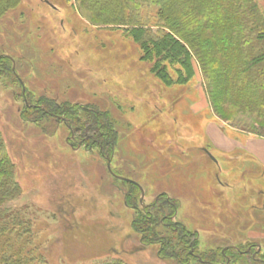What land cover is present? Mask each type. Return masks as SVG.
I'll list each match as a JSON object with an SVG mask.
<instances>
[{
  "label": "rangeland",
  "instance_id": "obj_1",
  "mask_svg": "<svg viewBox=\"0 0 264 264\" xmlns=\"http://www.w3.org/2000/svg\"><path fill=\"white\" fill-rule=\"evenodd\" d=\"M257 5L264 16V0ZM158 9L143 3L139 18L161 33L166 28ZM178 9L173 4L179 23L196 32L207 57L224 61L219 28L198 10L194 16ZM98 14L78 0H18L0 13V137L17 183L5 206L32 222L35 244L48 264L116 258L125 264H182L163 257L161 243L149 242L151 231L143 234L135 223L140 213L154 218L158 207H167L165 195L156 207L150 204L168 194L179 207L173 221L198 232V253H217L219 264H254L251 252L264 256V177L250 170L248 156L221 158L207 125L215 121L221 127L222 117L238 126L264 127V118L228 96L229 82H222L223 96L221 89L213 92L194 51L192 76L164 84L157 58L133 37L132 27L125 21L107 25ZM169 70L177 79L176 68ZM211 97L218 99L220 116ZM40 100L77 108V126L88 122L91 109L107 112L112 146L102 155L98 146L72 138L69 123L37 117L27 104ZM219 184L221 195L211 192ZM163 223L151 229L174 235ZM176 237L169 251H179Z\"/></svg>",
  "mask_w": 264,
  "mask_h": 264
},
{
  "label": "trees",
  "instance_id": "obj_2",
  "mask_svg": "<svg viewBox=\"0 0 264 264\" xmlns=\"http://www.w3.org/2000/svg\"><path fill=\"white\" fill-rule=\"evenodd\" d=\"M87 2L89 6L97 9L100 16L107 25H118L126 22L131 26L133 37L139 41L149 55L157 58V68L162 75L163 83L170 85L173 82H183L184 77L192 76L194 66L191 51L199 56L201 64L205 69L211 90L217 88L223 90L222 85L229 82L228 96L234 100L243 101L254 114L264 118V16L259 12L258 0H78ZM18 0H0V13L16 4ZM156 3L159 5V17L166 30L152 32L150 27L139 18L143 3ZM196 15L197 10L208 22L217 26V46L219 51L225 55L224 61H212L205 54L204 46L196 42V32L185 29L179 23L177 12L173 10V4ZM55 7L59 8L55 3ZM98 14V15H99ZM194 15V16H195ZM190 47V48H189ZM177 64V65H175ZM173 65V66H172ZM175 69L178 73L177 79L171 76L170 70ZM188 71L187 75L184 70ZM211 71L215 72L211 77ZM224 77L219 80L218 75ZM221 83V84H220ZM209 92V91H208ZM43 100V99H42ZM40 100L36 106L27 104L33 108L37 117L43 114L53 113L61 117V121L69 123L71 136L82 145L92 148L98 146L101 154H106L107 147L112 146L113 132L111 124L105 120L107 112L91 109L88 122L76 125L78 121V110L75 107L66 106L50 101ZM217 98L211 97L218 114ZM222 100V99H221ZM47 106V107H46ZM31 110V109H28ZM220 116V115H219ZM221 120L226 121L221 117ZM105 121V122H103ZM229 121V120H228ZM107 122V124H106ZM235 129L254 135L264 136V127L258 124H250L248 127L243 123L235 124L229 121ZM68 124V125H69ZM132 186L142 192L140 184L131 182ZM17 191V183L14 179L13 163L4 150V144L0 137V264H48L43 251L35 244V234L32 222L16 214L5 206V200L10 194ZM165 195L164 203L167 207H158L154 218L144 217V212L136 218V227L143 234L151 231L149 242L161 243L159 253L163 257L174 258L182 264H188L190 260H200L202 263L219 264L217 253L209 254L208 258L197 252L199 234L197 231L187 229L178 221H173L178 213L177 201L168 194H159L156 201L150 207H156L161 196ZM149 206H145L147 209ZM167 208V209H166ZM169 210L159 220L161 212ZM160 212V213H159ZM147 216V215H146ZM169 227L172 234L178 239L179 251H169L173 248L174 235L160 236L151 227L161 222ZM147 238V234L144 239ZM257 251V250H256ZM251 252L254 264L264 263V256L255 257L260 252ZM250 252H243L246 254ZM231 256V255H230ZM253 262V261H252ZM97 264H125L120 259L104 260Z\"/></svg>",
  "mask_w": 264,
  "mask_h": 264
},
{
  "label": "crops",
  "instance_id": "obj_3",
  "mask_svg": "<svg viewBox=\"0 0 264 264\" xmlns=\"http://www.w3.org/2000/svg\"><path fill=\"white\" fill-rule=\"evenodd\" d=\"M223 123L230 130H234L233 133H227L222 127ZM218 124L215 121H209L207 125V134L211 139L216 153L221 158L222 156L228 157L230 155L248 156L250 170L257 171L264 177V136L239 130L235 131L236 129L230 125L229 121L221 120V127ZM217 168L220 169L219 165ZM210 190L211 192L215 190L217 191V195H221V184H219L217 190L213 187Z\"/></svg>",
  "mask_w": 264,
  "mask_h": 264
},
{
  "label": "water",
  "instance_id": "obj_4",
  "mask_svg": "<svg viewBox=\"0 0 264 264\" xmlns=\"http://www.w3.org/2000/svg\"><path fill=\"white\" fill-rule=\"evenodd\" d=\"M205 151L208 153V155L211 157V159H213L214 161H216V158L213 156V154L211 152H209L207 149H205ZM108 167L110 169V163L108 164Z\"/></svg>",
  "mask_w": 264,
  "mask_h": 264
},
{
  "label": "flooded vegetation",
  "instance_id": "obj_5",
  "mask_svg": "<svg viewBox=\"0 0 264 264\" xmlns=\"http://www.w3.org/2000/svg\"><path fill=\"white\" fill-rule=\"evenodd\" d=\"M54 6V5H53ZM49 115H51V116H53V117H56L59 121H61V117H59V116H57V115H55V114H53V113H49ZM142 192H143V190H142Z\"/></svg>",
  "mask_w": 264,
  "mask_h": 264
}]
</instances>
